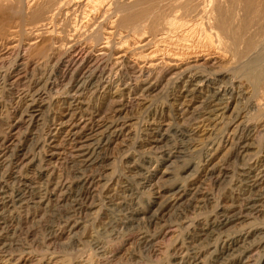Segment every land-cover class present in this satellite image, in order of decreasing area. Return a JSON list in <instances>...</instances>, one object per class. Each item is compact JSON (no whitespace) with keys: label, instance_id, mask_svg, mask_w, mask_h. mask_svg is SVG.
I'll use <instances>...</instances> for the list:
<instances>
[{"label":"rangeland","instance_id":"1","mask_svg":"<svg viewBox=\"0 0 264 264\" xmlns=\"http://www.w3.org/2000/svg\"><path fill=\"white\" fill-rule=\"evenodd\" d=\"M10 8L6 5L0 6V74L3 75V78L6 76L7 85V87L3 85V88L0 89L3 105H0V125H3L0 127V134L7 131L4 126L5 116L15 115L17 107L23 106L24 110L25 95L33 92L32 81L42 77L41 71H38V68L34 69L38 66V62L42 64L45 61L44 59L47 60L50 56L56 59L61 52L69 50L71 56L76 58H80V56L81 58L89 57L88 59L91 62L96 61V59L99 61L104 56L106 60L104 59L103 65L107 69H105L102 76L101 82L103 84L100 82L98 88L86 89L82 92L79 91V93L77 88L70 87L69 77L65 79L62 75L63 67L60 69L51 67L52 69L47 75V77L50 76L51 86L48 85L45 91L44 102L39 103V109H41L38 112H42L43 121L30 129L21 128L24 132L19 130L21 133L18 134L21 137L17 136L21 140L23 137V141H28L26 146L29 150L31 148L30 151L32 152L34 141L32 142L30 139L34 136V140L39 139V137L44 140L47 137L46 134L50 133L48 136L52 137V145L49 148L51 154L47 155V160L43 162L42 169L45 176L43 175V179L38 178L40 182L32 183L31 194L28 196V198L31 196V199L26 198V202H24L26 207H29L26 208L29 213H26V211L16 213V222L19 224L18 233H20L17 236L12 233L5 234L0 243V250L4 248L3 253L0 251V264H264V80L257 85L248 73L244 63H247L250 58L248 56L251 55L247 56L245 54L246 44L241 42L243 40L236 47V45H232L231 40L225 38L226 40L221 45L210 48L211 55L207 56L187 58V54V56L182 54L184 56H181L183 58L179 57V60L174 59V57H164V64L171 73L164 75L154 88L144 93V90L142 92V89L137 88L135 80L139 68L149 67L152 60L148 58L145 60L144 57L145 53L147 55L152 50L147 49L148 46L143 47L144 42L142 43V40L146 41L149 37L148 34H150L146 26L144 27L146 30H142L148 33H144L142 30L141 33L140 31L134 32L129 30V27H120L116 22L111 24V19H109V21L104 22V28L106 29L104 31L106 32H103V35L107 36L109 32L113 31L110 34L113 36L109 45H107L108 47H104V50L100 47L101 45L96 47L95 41L79 42L80 44L77 42L79 44H76L77 47L73 46L76 41L68 40L65 37L66 41L62 35H58V33L63 34L61 31H64V28L61 27L63 25L60 24L57 26L58 28L54 29L55 31L45 29V33L41 30V35L36 34L37 25L40 26L42 24L40 20L44 18V16L41 18L37 16L39 7L36 8L37 12L33 11L35 15L31 11L26 14V21H23L25 24L22 20H19L20 17L17 16L15 9ZM241 12L243 13V11H240V14H242ZM260 40L263 41L264 39L261 38ZM155 44H153L154 49L155 46L159 49L162 47V45ZM234 46L236 49H234ZM50 47L49 52L45 51L50 54L48 56L49 54H45L43 50L50 49ZM235 51L238 52V56ZM158 53L159 55L156 58L160 59L162 57L161 51ZM241 55H243V58ZM17 59L19 63L26 62L25 67L19 66V70H16L10 76L8 70L9 68L12 69L15 62L17 63ZM90 64L85 65V69L80 71V75L89 68ZM160 64L163 65V63ZM189 65L196 66L197 71L200 69L202 74L208 73V75L211 74L210 76H215L217 80L200 88L191 96L188 92L189 86L185 85L183 80H170L169 78L178 69L181 70ZM241 66L245 68L242 67V69ZM212 68H217V70H221L220 72L225 70L224 73H227V75L225 78H218ZM33 70H36V72L34 73ZM104 77L106 81H104ZM133 82L135 84L134 90L132 89ZM44 83L45 81L41 85L43 86ZM9 87L13 89L9 91ZM219 87L221 89L226 87L227 91L222 92L221 97H215V102L212 103L214 98L212 94ZM75 93L77 96L80 94L78 102L75 101ZM21 97L23 100L20 99ZM215 107L224 108L225 110L211 113L210 111ZM116 110L119 111L116 113ZM76 111L84 114V119L92 117L97 123L101 119H113L115 116L114 118H121L125 125L119 135L111 136L106 146L107 149H105L107 152L103 151L107 153L105 154L107 160L102 167L100 168L97 164V166L95 165L90 169L91 171L100 169L101 173L103 170V178H99V181L92 188L93 193L90 196V201H88L93 205L90 208H85L77 215H70L67 210L70 201L57 203L56 199L50 201L44 199L43 202L39 203L38 192L41 190L39 189L40 186H42L40 183H43L44 179L51 177V180L58 182L68 180L72 175L75 165L71 164L70 153H72L73 145L68 139V132L72 130L73 124L78 121L71 120L75 121L72 124L70 122L71 115ZM196 111L200 114L198 115ZM210 113L212 119L205 122L208 119L207 115H210ZM100 117L102 118L100 119ZM193 119L196 120V123ZM203 120L204 122H201ZM54 122L56 125H52ZM182 123L186 125L184 126ZM187 123H189L188 126ZM175 124L186 128L185 133L194 140V146L185 150L187 153L190 151H193V153L186 157L181 154L179 155L181 158L172 159H165L159 154H154L156 151L154 145L166 148L182 142V137L178 134H170L159 143L155 141L159 126H177ZM52 127L54 128L52 129ZM48 129L50 130L48 131ZM188 130L189 132H187ZM84 131L85 133L90 132L89 130ZM235 136L236 138H234ZM81 137H83L82 140L85 139L84 134ZM14 138L12 137V140ZM240 138L247 144V147L243 149L244 152L240 154L241 157H238L237 151L242 150L241 148L240 150L237 149V143L241 141ZM196 140H199L198 143H196ZM10 142L11 140L8 141V143ZM211 142L213 148L208 150L211 147ZM33 152L40 157L39 150L35 151L33 148ZM126 155H130V157H126ZM172 160H175V162H171ZM187 160H191L193 166L186 172L181 173V168ZM37 163L36 161L30 166L28 171L30 175L38 171ZM140 167L143 169L140 170ZM7 168L8 166L3 169V172L9 173L11 171ZM208 169L210 173L213 170L214 174L210 175ZM206 173L208 174L206 175ZM139 174L148 176L150 178H148V183L140 184ZM13 176H16V174ZM257 178L260 182L255 187L247 184L248 180ZM9 182L14 185L15 180L10 179ZM173 182L178 185L183 184L185 188L188 187V191L179 202L173 200L167 202L170 197H174L172 192L168 190L160 194L156 193L158 191L156 187L159 189V187L163 188L164 185L170 186ZM249 198L253 199L250 200ZM188 203H191V205H188ZM127 206L129 207L127 208ZM240 209H243V214L235 213ZM139 210L142 213L137 214ZM217 210H225L235 216H232L227 225L211 228L209 221ZM26 216L28 220H26ZM66 216L67 218L72 216V225L70 224L65 229L63 224L67 219ZM18 219L20 220L18 221ZM73 223H76V225ZM61 224L63 227L59 226ZM46 230L48 233H46ZM27 231L29 234H27ZM248 231L250 233H247ZM9 234L14 239H10ZM230 238H235V243L228 248H223L224 243ZM16 239H19L20 242ZM6 242L9 243L6 244ZM12 243H15L13 244L15 246ZM9 257L10 260L8 261Z\"/></svg>","mask_w":264,"mask_h":264},{"label":"bare ground","instance_id":"2","mask_svg":"<svg viewBox=\"0 0 264 264\" xmlns=\"http://www.w3.org/2000/svg\"><path fill=\"white\" fill-rule=\"evenodd\" d=\"M1 5H4V6L6 5V6H9L11 8H14L15 12L17 13V16L20 17L19 20H22V22L26 19L25 16L28 12H30V11L31 12H33V11L37 12L36 8L39 7L37 16L40 18L44 16V18L42 19L43 21L40 20L42 24L40 26H39V24L37 25L38 27L36 29L37 30L36 34L41 35L42 34L41 30L44 31L45 29L55 31L54 29L58 28L57 26L60 24V25H63L61 27L64 28L63 29L64 31H61V32H63V34L58 33V35H62L64 38L66 37L68 40L76 41V42H74L75 44H73V46L74 45L77 46L76 44H78L79 42L86 43L87 41H90V42L95 41L94 44L96 47L99 45H101L100 47H102V49L104 47H108L107 45H109L110 40L113 36V35L111 36L110 34H112L113 31L109 30L111 32L108 31L109 35H107V36H104L103 32H106V31H104V30H106L104 28V25H105L104 22L107 20L109 21V19H111L110 20L111 24L113 22H116V23H118V25L120 27H123V28L129 27L130 28L129 30H132L134 32L140 31V33H141L142 29L146 30V29H144V27L146 26L149 29V30L148 29L147 30L150 34H148L149 37L146 41L142 40V43L144 42L143 47L148 46L147 49H152V50L151 51L149 50L150 52L147 53V55L145 53L144 57H145V60L147 58L150 60L152 59V60L150 61L149 67L144 66L145 68H142V67L139 68V70L136 74L137 78L135 77L136 80L134 79L135 84L138 86L137 88L142 89V92L144 90V93H146V92L150 91V89L154 88V86H156L158 84V81H160V79L163 78L164 75L171 73L169 68H167L164 64V60H165L164 57H174V59H178L179 57L184 56L182 54H185V55L187 54L188 55V56L186 55L187 58L188 57H197V56L201 57L204 55L205 56L211 55V53H210L211 49L210 48H212L216 45H218V46L221 45L226 39H228L229 41L231 40L232 45L234 44V45H236V47H238L237 45L240 44L241 42H244V44H246V47L244 48V52L247 56L248 55H251V56H248L250 58L248 59L246 64L244 63V61H243V63L246 66L247 71L250 74V76L253 77V79L255 80L254 83L259 85L262 82V80H264V43H263L264 40L263 41L260 40L261 38L264 39V0H0V6ZM240 11H243V13L241 12L242 14H240ZM33 14H34V12H33ZM31 19H32V17H31ZM16 20H18V19H16ZM106 23H109V22H106ZM24 24H22V25H24ZM118 25L116 24V26H118ZM111 26L113 27V25H111ZM116 26L114 27L115 29H116ZM125 29L127 30L128 28H125ZM143 30H142V32H144ZM125 32H127V31H125ZM148 32L145 31L144 33H148ZM44 33H45V31H44ZM140 33H139V35H140ZM52 34H54V33H52ZM66 38H65V40L67 41ZM102 39H103V41L101 42ZM241 40H243V41H241ZM259 40H260V42H259ZM97 42H98V44H97ZM71 43H73V42H71ZM155 43H157V45L158 44L162 45V47L159 49L157 46H155L156 48L154 49L153 44H155ZM63 46H65V45L63 44ZM66 46H67V44H66ZM70 46L72 47V45H70ZM112 47H114V46H112ZM68 48H66V49H68ZM62 49H64V48H62ZM222 49H224V48H222ZM234 49H236L235 46H234ZM48 50H51V47H50V49H45L43 51L49 52ZM160 51H161L162 57H160V59H157L156 57L159 55L158 52H160ZM47 52H45V54H47ZM237 53L238 52H236V54ZM238 55L239 54H237V56ZM48 56H50V54ZM241 56L243 58V55H241ZM88 58L89 57L81 58V56H80V58L73 57L70 55V52L68 50V51L61 52V54L59 56H57L56 59H55V57L50 56V58H48L47 60L44 59L45 61L43 63L40 62L42 64H39V62H38V66L34 69L38 68V71H41V73H42V77H40L38 79H34L32 81L33 92L31 94L28 93L29 94L28 95V94L24 93V94H26L25 95L26 101H25L24 110H23V106L17 107L18 109H17V112L15 113V115L12 116V115L7 114L8 116H5V118H4L5 120L3 119L4 120V126L6 127L5 129H7V131L3 134H0V243L4 239L5 234L12 233V234H15L17 236V234L20 233V232L18 233V231H19L18 225L19 224H17V222H16V218H17L16 213L18 214V212H21V211H26V213L28 212V209L26 210V208H29V207H26V204L24 202H26V198H28V196L31 194V189L33 187L32 183L36 184V183L40 182V180L38 181V178L43 179V175H44V171L42 169L43 168V162H44V160L45 161L47 160V155L51 154L49 151L50 150L49 148L52 145V137L48 136L50 133L46 134L47 137H45L44 140L42 139L43 141L40 139V137H39V139L34 140V138H33L34 136L32 137L33 139L32 138L30 139L32 142L34 141L33 146L32 145H30V146H32L35 151L39 150V152H38L40 155V157H39L38 155H36L33 152V148H32V152H31L30 151L31 148L29 150V148L26 146V142H28L27 140L23 141V137H22V140L19 139V137H17L19 135L18 133H21V132H19V130L22 131L21 128H24V127H26L27 129H30L33 126H36L39 122L43 121L42 112H38L41 109V108L39 109V107H40L39 103L44 102V100H45L44 94L46 93L45 91L48 88V85L51 86L50 76L47 77V75L50 73V71H51L50 69H52L53 67L55 69H60L61 67H63L62 68L63 69L62 75L64 76L65 79L67 77H69L70 87L77 88L78 92L79 91L82 92L86 89L98 88V85L102 81L103 73H105L104 71H105V69H107V67L105 68V66L103 65L105 62L104 61L105 57L103 56V58H100L99 61H97V59H96V61H94V62L89 61ZM181 58H183V57H181ZM246 58L247 57L245 56V59ZM160 60H162V61L157 62ZM25 63L24 62L19 63V60H18L17 63L16 62L14 63L13 67L11 66L12 69L9 68L8 71H10V72L8 74L11 76L13 72H15L16 70L18 71L19 66L25 67ZM52 63H54V65H52ZM87 63H91L89 68L85 72H83V74L80 75V73H81L80 71L85 69V65ZM147 63H148V61H147ZM160 63H163V65H161ZM243 66H241V68ZM21 68H23V67H21ZM243 68H245V67H243ZM173 70H175V69H173ZM198 70L199 71H197V67L194 65H189L187 67L185 66V68H183L181 70L178 69L179 72L176 71V72L172 73L169 78H170V80H173V79L174 80H183L184 81L183 83H185V85L189 86L188 92H190V95H191V94L196 93V91L199 90L200 88L207 86L208 84H211L217 80L215 76L214 77L210 76L211 74L208 75V73L202 74V73H200L201 70L200 69H198ZM212 70L216 73V74L215 73L214 74L217 75L218 78L219 77L225 78V76L227 75V73L226 74L224 73L225 70H223L222 72H220L221 70L220 71L217 70V68L216 69L212 68ZM0 71H1V69H0ZM3 71L5 72V70H3ZM35 72H36V70L34 71V73ZM210 73H213V72H210ZM248 73L246 72L247 75H249ZM26 77H28V76L26 75ZM5 78H6V76H5ZM5 78H3V75L0 74V89L3 85L7 87ZM220 80H221V78H220ZM44 81H45V83L42 86L41 84ZM104 81H106V78ZM15 83H17V82H15ZM135 84H134V82L132 83V89L133 90L135 88L134 87ZM225 88H223V89H221L220 87L218 89L216 88V90L212 94L214 96V98L212 99V103L215 102V99H216L215 97H218V96L221 97V93L227 91V88L226 89ZM11 89H13V88L9 87L8 90L10 91ZM35 89H37V90H35ZM183 89H186V88H183ZM207 90L209 91L208 88H207ZM28 92H30V91H28ZM71 95H73V94H71ZM190 95H189V97H190ZM78 96L80 97V94ZM78 96L75 93L74 97L76 99L75 98L74 99L77 102L79 101ZM222 96H224V95H222ZM143 97H144V94H143ZM20 99H22V97ZM0 105H2L1 95H0ZM214 106H215V104H214ZM76 108L78 109V107H76ZM118 109H120V108H118ZM222 109H224V108H222ZM222 109L215 107L210 112L212 113V112H216V111L222 110ZM118 111L116 110V113ZM196 113H197V111H196ZM211 113H210V115H207L208 119L205 120V122L210 121L212 119V118H210ZM222 113H224V111H222ZM205 115H206V113H205ZM222 115H224V114H222ZM120 116H121V113H120ZM114 117H113V119L108 118V119H104V120H102L101 119L102 117H100L101 120H99L100 122L98 121L99 123H97V121H95L94 118H92V117L84 119V114H80V112H77V111H76V113L71 115V119H70L71 124L75 122V121H71V120H78L77 122H75L73 124V128H71L72 130L69 129L70 131L68 132L69 133L68 139L71 141V143L73 145L72 151H71L72 153H70L71 159H72L71 164L73 163L75 165V167L74 168L72 167L73 168L72 175H71L70 179H68V180H60L58 182H54L53 180H51V177L44 179V182L40 183L42 186H40L41 188H39V189H41V190L38 192L39 198H40L39 203H41V201L44 199L48 200V201L56 199L57 203H61L64 201H70L71 203L69 205V208L67 209L68 214H70V215L71 214L77 215V214L81 213L85 208H90V206L93 205L92 203H88V201H90V199H91L90 196H92V193H93L92 188L95 186L96 182L99 181V178H101L103 176V170L101 173L100 169H99L100 171L99 170L98 171L97 170L91 171L90 169L95 165L97 166V164H99L100 168L102 167L104 162L107 160V156L105 155L107 153H104L103 151L107 152V150H105V149H107L106 146L108 145V143L111 139V136L112 135H116V136L119 135L121 130L123 129V127L125 125V122L121 121V118H114ZM157 117H158V115H157ZM192 117H193V115H192ZM76 118H79V119H76ZM193 120H192V122L195 121V123H196V120H194V121ZM201 122H204V120ZM59 123H57V124H59ZM54 124H55V122L52 125H54ZM156 124H158V123H156ZM188 124L189 123H187V126H188ZM208 124H210V123H208ZM1 125H0V127H1ZM62 125H63V122H62ZM62 125H61V127H62ZM175 125H177V124H175ZM183 125L185 126L186 124H183ZM195 126H196V124H195ZM246 126L248 127V125H246ZM53 128L54 127H52V129ZM77 128H79V129L77 130ZM15 129H17V130L15 132H13ZM59 129H61V128L59 127ZM59 129H57V130H59ZM49 130L50 129H48V131ZM84 130H89L90 132L85 133ZM185 130H186V128L180 126L179 124L177 126H174V125H167L166 127L159 126L157 128V132H156L157 133L156 134L157 139L155 138V141L157 143H159L160 141L165 139L170 134H178L179 136L182 137L181 138L182 142L180 144H177V145L174 144V145L168 146L166 148H163V146L154 145V148L156 150L155 151L153 149L155 151L154 154H156V155L159 154L162 157H164L165 159H172V158H177V157L181 158V156H179L181 154H183V156L186 157L189 154L193 153V151H190L189 153L185 152V150L194 146V140H192L191 137H188V135L185 133ZM195 130H197V129H195ZM30 131H32V130H30ZM22 132H24V131H22ZM187 132H189V130ZM35 134H33V135H35ZM83 134H84V138H85L84 140H82L83 137H81V135H83ZM243 134H245V133H243ZM51 135H52V133H51ZM12 137H15V138L12 140ZM234 138H236V136ZM10 140H11V142L8 143V141H10ZM198 141L196 143H198ZM210 144H211V147L209 146L210 148H208V150L213 148L212 142ZM246 147H247V144H245L242 139L239 143H237V149H239V150H240V148L242 150L244 148L246 149ZM215 149H217V148H215ZM178 150H180V151H178ZM242 150L237 151L238 157L240 156V154H242L244 152V150L243 151ZM150 155H152V154H150ZM126 157H130V155H128V156L126 155ZM243 159H244V157H243ZM36 161L38 162L37 163L38 164V166H37L38 171L37 172L35 171L36 173L30 175V173L28 172L29 168H30V166L33 165L32 163H35ZM173 161L175 162V160H172L171 162H173ZM243 161H245V160H243ZM184 163H185V165H183V167L181 168V171L179 169V171L181 173L186 172L187 170H189L191 168V166H193V163L191 162V160L190 161L187 160V162H184ZM6 166H8V168L11 170V171H9V173L3 172L4 171L3 169ZM52 168H54V167H52ZM136 168L137 167L135 165V170H136ZM142 169L143 168L140 167V170H142ZM213 170H215V169L213 168ZM213 170H211V173L209 170L208 173L211 175L214 172ZM208 173H206V175ZM15 174H16V176H13ZM176 174H178V173H176ZM49 176H51V175H49ZM176 176H174V177L176 178ZM213 176H212V178H213ZM148 178L149 177L145 176L144 174H139V176H138V180L140 181V184H142V185L148 181ZM10 179L15 180L14 185L13 184L11 185L10 182L8 183V181ZM127 180H128V178H127ZM259 182L260 181L257 178V179L248 180L247 184H250V186L255 187L256 185H258ZM164 186H163V188L159 187L160 190L158 189V187H156L158 190V191H156V193L160 194L165 190L172 192V195L174 197H170L167 202H169L170 200H173L174 202H179L181 200V198L184 197V195L188 191L187 190L188 187L185 188L184 187L185 185L183 186V184L182 185L174 184V182L170 186L169 185L165 186V187ZM154 188H155V186H154ZM195 192H197V191H195ZM193 196L195 197V195H193ZM132 197L133 196H131V198ZM29 198L31 199V196ZM29 198H28V200H29ZM112 198H113V196H112ZM195 199H197V198H195ZM252 199H250V200H252ZM127 200H129V199H127ZM188 205H191V203L190 204L188 203ZM121 206H119V207H121ZM128 207L129 206H127V208ZM247 207H250V206L247 205ZM241 208H242V206H241ZM122 209H124V208H122ZM250 209H251V207H250ZM129 210H130V208H129ZM127 211H128V209L126 210V212ZM140 212H141L140 210L137 211V214ZM35 213H34V215H35ZM235 213L243 214V209H240L239 211H237ZM143 214H141V215H143ZM27 215H29V214H27ZM133 215H134V213H133ZM232 216H235V215H231L230 212H228V211L226 212L225 210L224 211L223 210L222 211L217 210L215 215L212 217V219H210L209 226L211 228H214L215 226H225L229 223ZM66 218H67V216H66ZM130 219H132V218H130ZM19 220L20 219H18V221ZM26 220H28L27 216H26ZM71 222H72V216H69L65 220V223L64 224L62 223V224H63L64 228L66 229L70 226ZM24 224H26V223H24ZM62 224L59 226H62ZM73 224L76 225V223H73ZM47 228H48V226H47ZM24 229H25V227H24ZM55 232H56V230H55ZM24 233H26V232H24ZM46 233H48V231ZM247 233H250V231H248ZM27 234H29L28 231H27ZM27 234H26V236H27ZM50 235H51V233H50ZM146 236H147V234H146ZM6 238H5V241H6ZM11 238L12 237L10 235V239ZM7 239L10 240L9 238H7ZM12 239H14V238H12ZM144 239L146 241L145 236H144ZM16 241H19V239L18 240L16 239ZM225 241H226V239H225ZM235 241H236L235 238L234 239L233 238L228 239L224 243L223 248H226V247L228 248L231 244L235 243ZM8 243L9 242H6V244H8ZM13 244H15V243H12V245ZM12 245H11V248L13 246H15V245H13V246ZM3 246H4V244H3ZM8 248H10V247H8ZM18 248H20V247H18ZM3 249L4 248H2L0 251L2 252ZM242 251H244V250H242ZM13 255H15V254H13ZM6 257H7V254H6ZM10 257H9L8 261L10 260ZM12 257H14V256H12ZM11 259H13V258H11Z\"/></svg>","mask_w":264,"mask_h":264}]
</instances>
